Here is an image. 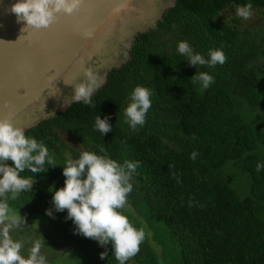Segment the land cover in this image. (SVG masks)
<instances>
[{
    "label": "trees",
    "instance_id": "trees-1",
    "mask_svg": "<svg viewBox=\"0 0 264 264\" xmlns=\"http://www.w3.org/2000/svg\"><path fill=\"white\" fill-rule=\"evenodd\" d=\"M249 2L264 9V0H176L156 28L136 36L128 60L94 92L95 107L73 101L25 130L59 166L46 164V173L35 174L33 192L8 201L14 213L48 222L61 239L54 242L82 264H118L111 243L101 247L76 234L67 210L46 215L53 208L49 187L65 186L63 166L82 153L64 142L67 133L88 151L142 164L121 211L146 238L127 264H264V170L256 171L264 162V31L224 15ZM180 41L205 59L210 49H222L227 62L192 66L177 50ZM198 71L215 82L207 89L194 84ZM137 86L154 95L145 125L133 130L124 109ZM98 115L110 117L105 135L95 130ZM21 175L34 179L28 171Z\"/></svg>",
    "mask_w": 264,
    "mask_h": 264
},
{
    "label": "clouds",
    "instance_id": "clouds-1",
    "mask_svg": "<svg viewBox=\"0 0 264 264\" xmlns=\"http://www.w3.org/2000/svg\"><path fill=\"white\" fill-rule=\"evenodd\" d=\"M82 3L83 0H17L10 12L15 14L18 23L26 24L22 31L28 27L46 29L56 22L57 14L71 15ZM130 3L131 0H127V4ZM234 7L236 16L243 20L252 18L251 2ZM177 50L192 66L214 68L224 65L228 59L222 49H210L209 58L205 59L200 53L194 52L187 41H180ZM82 72V82L74 85L64 83L73 86V101L95 107L92 96L103 81L91 68L83 67ZM191 80L203 89L215 82L212 75L200 71ZM153 95V90L143 86H137L132 91L130 103L124 109L125 123L131 129L136 130L138 126L145 125ZM109 119L107 116L104 119L96 116L95 130L101 135L112 130ZM197 156L198 153L193 151L190 159L195 160ZM46 164L59 166L42 141L26 136L24 128L17 126L13 120L0 119V264H48L46 256L41 254L44 239L35 240L25 256L22 252L24 242L12 238L11 232L26 225V218L15 214L8 202L17 200L22 192H33L35 174L46 173L49 169H45ZM140 167L142 164L139 160L120 163L107 155L82 152L78 159H69L63 166L65 186L59 190L55 189V184L49 187L48 191L53 193V208L47 209L46 215L55 218L54 211L67 210L65 219L73 221L76 234L97 241L101 247L111 243L118 264H127L140 252V246L146 238L145 229L136 228L121 211L128 204V196L133 191L132 181ZM262 170L264 162H258L256 171ZM25 171L32 173L34 179L22 176L21 173ZM189 206H193L191 199ZM106 256L107 252L101 253V259Z\"/></svg>",
    "mask_w": 264,
    "mask_h": 264
},
{
    "label": "water",
    "instance_id": "water-1",
    "mask_svg": "<svg viewBox=\"0 0 264 264\" xmlns=\"http://www.w3.org/2000/svg\"><path fill=\"white\" fill-rule=\"evenodd\" d=\"M16 2L0 0V119L27 130L73 102L72 85L84 80L83 67L98 74L101 88L108 73L128 60L136 36L156 28L176 0H157L151 20L127 26L124 20L147 0H83L71 15L57 14L49 28L23 31L26 24L10 12Z\"/></svg>",
    "mask_w": 264,
    "mask_h": 264
},
{
    "label": "rangeland",
    "instance_id": "rangeland-1",
    "mask_svg": "<svg viewBox=\"0 0 264 264\" xmlns=\"http://www.w3.org/2000/svg\"><path fill=\"white\" fill-rule=\"evenodd\" d=\"M228 19L237 18L240 20V26L249 29H259L264 31V9H253V16L250 20H243L242 18L236 16L235 11H227L224 14ZM61 138L64 142L79 152L88 151L84 149L73 137L67 133H61ZM66 157H69V152H65ZM129 205L127 204V207ZM16 214V213H15ZM19 215V214H17ZM21 217L26 218V225H22L19 229H15L11 232V236L14 240H20L24 242L23 254L27 256L28 249L31 248L35 240L41 239L45 240L44 246L41 249V254L46 256L48 264H82L80 259L74 258L70 253H65L67 249L60 243L59 237H56L54 231L48 228V222L42 221V218L33 217L31 215H22ZM31 218H29V217ZM150 233V232H149ZM151 236V234L149 235ZM56 239L57 242H54ZM154 244V243H153ZM158 255H160V248L154 244Z\"/></svg>",
    "mask_w": 264,
    "mask_h": 264
},
{
    "label": "bare ground",
    "instance_id": "bare-ground-1",
    "mask_svg": "<svg viewBox=\"0 0 264 264\" xmlns=\"http://www.w3.org/2000/svg\"><path fill=\"white\" fill-rule=\"evenodd\" d=\"M147 3H148L147 6L137 8L135 14L131 15V17L126 18L124 20L123 24H125L127 26V24H130L129 21H138L140 19L142 20V17L145 18L146 20L150 19L155 12L157 0H155V1L147 0ZM152 12H153V14H152ZM143 22L144 21H142V24H143Z\"/></svg>",
    "mask_w": 264,
    "mask_h": 264
}]
</instances>
